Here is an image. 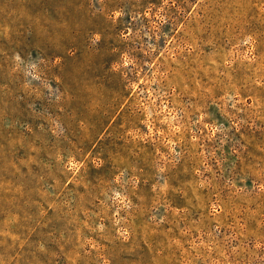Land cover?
I'll use <instances>...</instances> for the list:
<instances>
[{
	"label": "rangeland",
	"instance_id": "rangeland-1",
	"mask_svg": "<svg viewBox=\"0 0 264 264\" xmlns=\"http://www.w3.org/2000/svg\"><path fill=\"white\" fill-rule=\"evenodd\" d=\"M0 264H264V0H0Z\"/></svg>",
	"mask_w": 264,
	"mask_h": 264
}]
</instances>
